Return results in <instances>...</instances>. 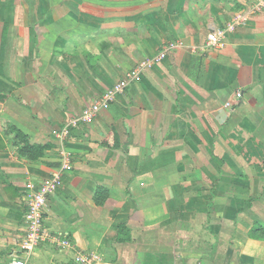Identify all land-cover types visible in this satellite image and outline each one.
<instances>
[{"label": "crops", "instance_id": "crops-1", "mask_svg": "<svg viewBox=\"0 0 264 264\" xmlns=\"http://www.w3.org/2000/svg\"><path fill=\"white\" fill-rule=\"evenodd\" d=\"M254 1L0 0V264L21 253L60 128L169 41L181 46L71 129V167L43 208L58 242L45 238L26 264H264ZM241 14L223 47L207 45Z\"/></svg>", "mask_w": 264, "mask_h": 264}, {"label": "built area", "instance_id": "built-area-1", "mask_svg": "<svg viewBox=\"0 0 264 264\" xmlns=\"http://www.w3.org/2000/svg\"><path fill=\"white\" fill-rule=\"evenodd\" d=\"M264 9V0H255L249 12H257ZM247 19V14H241L233 17L223 27L213 31L207 37V45L212 48H221L224 45L225 35L235 29V26ZM181 46V42L169 41L159 52L152 57L145 58L135 66L125 72L122 78L106 89L91 104L85 106L75 117L66 122L59 130V156L60 163L51 174L40 182L37 190L33 192L27 200V210L25 215V232L21 240V253L15 256L9 264H26L27 257L40 245L45 239L49 238L58 242L56 236L47 234L43 226V208L47 197L61 183L63 173L71 167V151L67 147V141L71 129L91 121L102 108L109 106L127 86L139 82L142 79L144 71L151 68L156 63L163 60L167 52ZM241 92H236V96L241 97ZM229 107L230 103H226ZM59 243L67 245V240L60 239Z\"/></svg>", "mask_w": 264, "mask_h": 264}]
</instances>
